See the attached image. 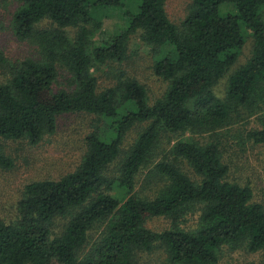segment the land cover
<instances>
[{"label": "trees", "instance_id": "obj_1", "mask_svg": "<svg viewBox=\"0 0 264 264\" xmlns=\"http://www.w3.org/2000/svg\"><path fill=\"white\" fill-rule=\"evenodd\" d=\"M129 0H20L13 28L21 40L32 39L39 57L11 66V78L0 83V168L14 161L2 149L5 139L38 143L58 128L60 116L87 112L106 119L105 129L86 137L79 166L58 179L28 183L19 201V217L0 220V264H143L140 256L160 247L174 264H216L222 246L264 248V206L253 200L249 185L227 180L215 139L176 141L154 172L165 181L153 198L135 190L163 131L207 135L229 125L241 111L262 110L261 127L248 133L264 143V0H191L180 25L168 16L166 0H130L127 26L93 37L101 28L95 13L123 7ZM236 12L223 13L224 4ZM49 19L51 28H39ZM92 23L88 28L84 24ZM81 26L75 39L66 28ZM251 32L254 47L245 64L229 77L226 97L214 87L235 64ZM159 49L155 74L168 82L165 93L150 103L146 87L120 71L113 85L100 88L93 68L127 57L130 36ZM60 70L69 87L56 90ZM147 123L125 154L118 174L111 166L122 155L124 141L137 125ZM184 162L197 178L179 163ZM199 206L197 227L176 222L164 231L146 226L151 216L178 221ZM68 218L60 234L56 218ZM103 225L94 238L92 231Z\"/></svg>", "mask_w": 264, "mask_h": 264}, {"label": "rangeland", "instance_id": "obj_2", "mask_svg": "<svg viewBox=\"0 0 264 264\" xmlns=\"http://www.w3.org/2000/svg\"><path fill=\"white\" fill-rule=\"evenodd\" d=\"M191 0H166V10L170 19L180 25L188 14ZM20 0H0V83L8 82L11 78V66L28 57H39V47L32 39L21 40L13 28V17L20 6ZM132 2L126 1L123 7L102 8L95 13L96 20L100 21L101 28L94 35L95 43L101 35L115 34L127 26V10H133ZM221 11L236 12L233 4H224ZM91 28L92 23L84 24ZM39 28H51L53 23L44 19L37 24ZM81 26L67 27L71 39H75ZM246 42L238 60L219 80L214 87L215 94L224 99L226 97L230 75L246 63L252 54L254 38L251 32L244 28ZM160 50L149 45L142 39L141 31L130 36L127 45V57L123 62H111L93 68L100 88L113 85L120 71L137 78L147 89L149 102L153 103L161 97L168 87V82L155 74L154 62ZM69 87V74L60 70L54 84L56 90ZM262 110L254 112L241 111L229 125L212 134L201 135L190 132L163 131L151 152L148 162L142 167L136 178L135 190L142 197L153 198L164 187L162 176L154 172L155 165L165 155H169L172 145L181 139H192L201 143L215 139L219 144L221 157L229 167L227 180L240 185H249L253 190V200L264 206V143H256L249 138L248 133L261 127L260 117ZM108 121L96 114L87 112H73L64 114L58 119L57 131L45 135L38 143L32 144L28 139H5L2 149L14 161L12 168H0V220L4 222L16 221L19 217V201L24 194L25 186L33 181L58 179L75 170L86 150V137L94 131H102ZM147 123L137 125L127 135L122 155L111 166V171L118 174L119 167L130 148ZM182 169L192 178H197L193 170L184 162L179 163ZM200 210L199 206L186 217L174 220L170 216H151L146 226L155 231H164L171 228L176 222L182 228L197 227ZM68 218H56L53 222V231L60 234ZM103 225H98L93 231L96 238L102 231ZM140 261L143 264H174L168 260L163 248L157 247L152 252L142 253ZM51 264H61L53 261ZM216 264H264V248L250 251L246 246H222L219 261Z\"/></svg>", "mask_w": 264, "mask_h": 264}]
</instances>
